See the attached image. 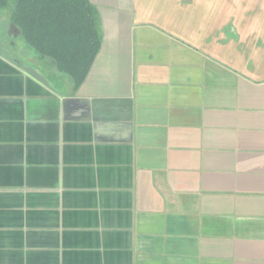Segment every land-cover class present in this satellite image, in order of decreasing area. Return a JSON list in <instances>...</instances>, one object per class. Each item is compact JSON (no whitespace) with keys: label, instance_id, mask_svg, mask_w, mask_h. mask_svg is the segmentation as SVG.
Listing matches in <instances>:
<instances>
[{"label":"crops","instance_id":"obj_1","mask_svg":"<svg viewBox=\"0 0 264 264\" xmlns=\"http://www.w3.org/2000/svg\"><path fill=\"white\" fill-rule=\"evenodd\" d=\"M89 1L77 86L0 7V264H264V0Z\"/></svg>","mask_w":264,"mask_h":264},{"label":"trees","instance_id":"obj_2","mask_svg":"<svg viewBox=\"0 0 264 264\" xmlns=\"http://www.w3.org/2000/svg\"><path fill=\"white\" fill-rule=\"evenodd\" d=\"M28 45L51 57L77 86L99 48L96 9L89 0H0Z\"/></svg>","mask_w":264,"mask_h":264},{"label":"water","instance_id":"obj_3","mask_svg":"<svg viewBox=\"0 0 264 264\" xmlns=\"http://www.w3.org/2000/svg\"><path fill=\"white\" fill-rule=\"evenodd\" d=\"M20 67L25 70L26 72H28L29 74H31L32 76H34L36 79H38L39 81L47 84V80L46 78L40 74L39 72H37L34 68L30 67V66H24L22 64H19Z\"/></svg>","mask_w":264,"mask_h":264}]
</instances>
